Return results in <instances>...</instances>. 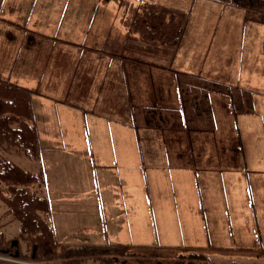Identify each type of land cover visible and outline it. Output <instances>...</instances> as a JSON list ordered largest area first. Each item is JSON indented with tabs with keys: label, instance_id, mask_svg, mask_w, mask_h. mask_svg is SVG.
Wrapping results in <instances>:
<instances>
[{
	"label": "rangeland",
	"instance_id": "374dc122",
	"mask_svg": "<svg viewBox=\"0 0 264 264\" xmlns=\"http://www.w3.org/2000/svg\"><path fill=\"white\" fill-rule=\"evenodd\" d=\"M30 1L0 0V20L10 23L0 21V46L5 50L0 52V81L13 71L16 78L30 81L34 73H42V62H49V68L58 66L66 77L63 83L48 78L32 89L40 98L33 97L36 118L28 125H34L35 135L43 139L46 159L40 147L37 154L24 150L5 158L33 178L28 187L38 199L30 204L46 211L40 199L44 197L53 210L38 208L34 219L27 216L30 227L20 231L7 200L0 196V264H264V100L258 97L264 95V28L256 23L258 15L251 16L255 22H247L246 11L231 5L254 6L259 0ZM144 1L158 2L182 21H191L187 47L174 67L181 75L156 66L151 70L153 82L146 68L141 70L152 94L150 102L145 89L124 86L125 64L120 59L125 30L132 21L141 24L136 15ZM32 13L28 27L38 30V25L52 30V35L60 32V39L70 44L45 40L35 45L33 34L24 44L23 25ZM87 41L105 50L112 42L114 48L109 56L96 47L87 49L81 60L82 47L71 43ZM161 44L147 42L157 51ZM85 59L87 68L101 79L110 77V84L84 78L70 96L90 99L91 105L114 99L110 113L100 105L94 108L105 120L79 113H37L41 98L69 95L73 78L79 83L84 72ZM132 97L141 101L139 106L130 103ZM228 97L238 115L229 113ZM252 105L261 120H242L241 114H256ZM233 118L239 123L237 135ZM135 143L142 147L140 153ZM166 143H174V148ZM42 156L47 163L41 184ZM137 158L143 165L142 181L127 172V164ZM195 161L206 169L218 163L224 171L200 176L192 168ZM157 164L188 168L163 174ZM76 244L106 245L119 256H102L82 246L79 254L89 255L59 259L64 251L80 247ZM33 247L39 249L35 252Z\"/></svg>",
	"mask_w": 264,
	"mask_h": 264
},
{
	"label": "trees",
	"instance_id": "16d2710c",
	"mask_svg": "<svg viewBox=\"0 0 264 264\" xmlns=\"http://www.w3.org/2000/svg\"><path fill=\"white\" fill-rule=\"evenodd\" d=\"M135 35L136 40L141 45L149 47L148 50L142 52L143 54L157 56L161 49L158 51L156 49L152 50L154 47L147 45V42L161 41L162 44L159 48L163 47L165 51L176 50L182 41L183 30L176 23L173 24L171 21H167L164 15L148 12L141 19V24H135ZM158 36L161 37V40L157 38ZM8 77L0 81V184L4 186L0 190V196L7 200L5 205L16 220L20 221L25 229H28L30 227L29 219H34L35 211L40 208V205L37 207L32 206L30 201L38 198L31 194V189L28 187V176L17 170L20 169L19 166H12L5 155L8 157L13 153L21 154L24 150H30L33 154L38 153L41 144L34 133V128H31V126L29 128L28 125L30 122H34L33 118L36 116L35 105L33 108V97L37 94L31 89H23L11 76ZM69 97L71 98V96ZM29 100L32 105H25L28 104ZM67 102L75 101L67 100ZM20 120L23 121L20 122ZM38 210H41V208ZM28 215L30 216L29 219ZM22 219L24 220L22 221ZM35 248L39 249L33 247V250ZM44 248L48 247L45 246ZM70 250L68 249V252L64 251L63 254L58 256L59 259H72L77 256L89 255L87 251L83 255L79 254L82 248L75 249L73 252H70ZM93 252L97 254L98 250L93 249ZM32 258L35 259L36 257Z\"/></svg>",
	"mask_w": 264,
	"mask_h": 264
},
{
	"label": "crops",
	"instance_id": "0c3cea01",
	"mask_svg": "<svg viewBox=\"0 0 264 264\" xmlns=\"http://www.w3.org/2000/svg\"><path fill=\"white\" fill-rule=\"evenodd\" d=\"M264 100V99H263ZM263 102V104H264V101H262ZM62 112L63 113H65V109H63L62 110ZM248 119H252V120H254V121H258V120H261V118H262V115L261 116H258V114L256 113L255 115H253V116H246ZM246 117H243L242 118V120L244 119V118H246ZM135 144H137L138 145V149H137V151H138V153H140V150L142 149V147L140 148V145L138 144V143H135ZM84 150V149H83ZM158 161H159V159L157 158L156 159V163H158ZM135 164L137 165L136 167H135ZM128 165V170H127V172L128 173H131V174H134V176H135V178H136V180L138 179L139 181H142V178H141V171H142V169H143V165H142V162L139 160V158H137V161H136V163H133V162H130V163H128L127 164ZM155 168H158L159 170H160V172L161 173H163V174H166V173H168V168L166 167V165L165 164H163V165H159V164H157L156 166H155ZM154 168V169H155ZM173 170H171L170 172H172ZM119 175H120V178H121V180L123 181V176H122V174L121 173H119ZM131 188H132V186H130ZM132 189H134V188H132ZM139 191L141 192V193H144L145 192V190L140 186L139 187ZM126 195L130 198H132L133 197V193L132 192H127L126 191Z\"/></svg>",
	"mask_w": 264,
	"mask_h": 264
},
{
	"label": "bare ground",
	"instance_id": "6f19581e",
	"mask_svg": "<svg viewBox=\"0 0 264 264\" xmlns=\"http://www.w3.org/2000/svg\"><path fill=\"white\" fill-rule=\"evenodd\" d=\"M130 65H128L127 67H129Z\"/></svg>",
	"mask_w": 264,
	"mask_h": 264
}]
</instances>
